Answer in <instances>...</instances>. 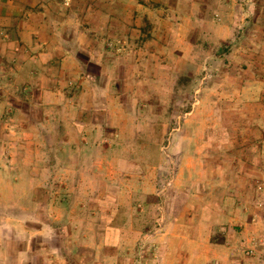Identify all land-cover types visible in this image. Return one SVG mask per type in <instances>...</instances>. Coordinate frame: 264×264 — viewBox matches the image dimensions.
Here are the masks:
<instances>
[{
  "label": "crops",
  "instance_id": "0c3cea01",
  "mask_svg": "<svg viewBox=\"0 0 264 264\" xmlns=\"http://www.w3.org/2000/svg\"><path fill=\"white\" fill-rule=\"evenodd\" d=\"M237 1L0 0V264H264V0L227 92L243 99L203 89L156 164L111 144L133 122L113 78L127 59L100 49L135 33L148 61L186 68L198 33L219 62Z\"/></svg>",
  "mask_w": 264,
  "mask_h": 264
},
{
  "label": "rangeland",
  "instance_id": "374dc122",
  "mask_svg": "<svg viewBox=\"0 0 264 264\" xmlns=\"http://www.w3.org/2000/svg\"><path fill=\"white\" fill-rule=\"evenodd\" d=\"M254 2V0H238L236 2L235 8L241 12V15L237 16V11L233 15H236L235 19L240 27L239 32L241 29L242 32L237 35L238 31H236L237 38L235 36L233 42L223 43L225 45L230 43L232 47L228 53L221 56L222 60L219 59L221 62L213 60L215 59L214 56L219 55L216 53L217 46L203 49L202 45L207 42L204 41V36L198 33L194 36L196 46L191 52L193 63L186 68H176L173 55L169 53L161 56L159 53L156 54V56H160V59H165L163 62L158 60L156 64L155 60L148 61L149 58L156 59V57L148 55V53L151 54L154 51L155 47L143 48L140 46V40L136 37L138 34L135 33L128 38V47L122 45L120 37L117 40L121 42L116 43V48L115 46L108 47L106 43L102 45L101 51L109 49V52H116L117 55L124 53L127 59L126 62H122L123 65L118 64L119 66L115 69L113 78L116 83H119L115 88L118 100L128 110H131L129 114L133 122L132 124L129 122L127 127L118 126L109 134L112 139L111 144L114 145L116 151H124L136 163L156 164L157 156L168 153L167 147L171 142L172 135L180 129V125L177 126L176 121L182 123L187 116L186 114L196 107L199 108L201 100L206 97L203 95V89L211 86L220 87L222 89L221 94L211 97H218L224 105H231L235 100L239 103L243 99L239 96H229L227 92L235 86L233 79L235 74L240 73L242 67L246 66L243 57L250 56L249 53L254 48V46L249 47V45L252 46L254 42L259 41V39H256V33L250 32L253 19L249 9ZM256 19L255 22L264 28L263 14ZM248 49V53H243ZM259 50L262 51V49ZM207 57H210L208 61H213H205ZM158 69H161L164 74L159 73ZM154 71L159 75L161 74V78L155 79ZM184 73L189 74L191 78L181 76ZM216 73H219L220 76L223 74L221 82ZM99 82L106 83L104 79H100ZM237 86H239L238 82ZM175 88H180L178 93L175 92L177 91L174 90ZM155 89H158L159 92L162 90L161 94L157 95L158 90L155 92ZM248 101L245 104H248ZM171 103L173 106L176 104L178 107L175 113L167 108ZM99 115L101 117L103 114ZM118 115V112H116V116ZM162 116L167 117V120H169L163 123L165 126L158 121L159 117ZM116 134L119 136L117 140L115 139ZM152 250L153 246H151L150 251Z\"/></svg>",
  "mask_w": 264,
  "mask_h": 264
}]
</instances>
